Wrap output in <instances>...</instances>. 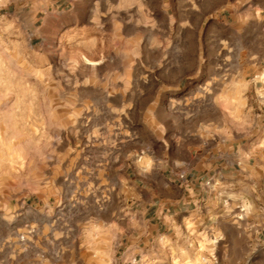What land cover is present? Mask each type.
Here are the masks:
<instances>
[{"label":"rangeland","instance_id":"rangeland-1","mask_svg":"<svg viewBox=\"0 0 264 264\" xmlns=\"http://www.w3.org/2000/svg\"><path fill=\"white\" fill-rule=\"evenodd\" d=\"M221 6L216 42L170 0H0V264H264L246 155L264 153V0ZM193 137L237 145L240 165L148 221L157 141Z\"/></svg>","mask_w":264,"mask_h":264},{"label":"crops","instance_id":"crops-1","mask_svg":"<svg viewBox=\"0 0 264 264\" xmlns=\"http://www.w3.org/2000/svg\"><path fill=\"white\" fill-rule=\"evenodd\" d=\"M170 2L173 4V7H179L180 10L188 9L186 13L178 14V18L174 24L179 25L181 29L194 31V38L196 40L200 32L204 30L205 26L209 23H211L210 29L213 31L216 42H221L223 40L221 27L223 28L226 22L212 20L213 17H221L219 14L222 9L221 5L228 4V0H181L178 2L170 0ZM256 55H258L259 59V52ZM254 59L255 58H253V60ZM195 61L197 62V56ZM194 69L192 77L198 75L197 68ZM224 74L239 77L244 75V71H225ZM157 143H159V150L157 153H162V157H167L168 161H163V164L152 168V172L155 173V178L158 180L157 185L150 183L147 179L146 181H141L138 187L141 198L137 201V205H145L147 209L145 210L146 213H143L146 214L144 217L151 215V219L148 218L147 220L156 221L155 218H157L159 224L171 217L165 210L176 207L177 205L179 206L181 201L185 199L183 197L187 195L186 192H188L189 188H193L199 183L198 181L213 173L215 169L221 168L223 170L226 169L227 166L229 168L236 164L240 165V161L244 156V151L240 152L237 145H232L230 148L226 141L214 142L212 139H207V137H193L191 140L180 139V141L172 144L173 148L172 145H168V142L165 140H158ZM222 145L224 147H222ZM149 153H155V151L150 150ZM171 153H180V155H171ZM246 155L248 156V166L251 163L250 160H253V169L256 168L255 170H259L257 168L263 167V169L260 168L258 173L264 174V164H261L259 161L261 155H264L263 151L246 153ZM230 162L231 164L229 165ZM182 172H185L188 178L191 179L190 182L187 180L182 181L178 178L179 173ZM194 178L196 180H193ZM262 186L264 188V185L259 184L257 186L258 190L261 189ZM152 198L157 200L154 199L151 201L152 203H150V201L147 202L148 199ZM155 207L157 209L159 208V214L152 210ZM153 215L155 217H153Z\"/></svg>","mask_w":264,"mask_h":264},{"label":"built area","instance_id":"built-area-1","mask_svg":"<svg viewBox=\"0 0 264 264\" xmlns=\"http://www.w3.org/2000/svg\"><path fill=\"white\" fill-rule=\"evenodd\" d=\"M178 178H179L180 180H182V181H186V180H187V179H186V176H185L184 173H181V174L178 176Z\"/></svg>","mask_w":264,"mask_h":264}]
</instances>
